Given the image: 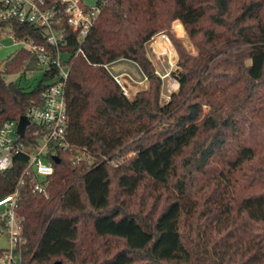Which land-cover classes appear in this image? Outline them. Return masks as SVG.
Listing matches in <instances>:
<instances>
[{
	"label": "trees",
	"instance_id": "16d2710c",
	"mask_svg": "<svg viewBox=\"0 0 264 264\" xmlns=\"http://www.w3.org/2000/svg\"><path fill=\"white\" fill-rule=\"evenodd\" d=\"M175 20L196 53L172 31ZM0 24L46 42L31 23ZM63 26L73 149L50 146L46 193L33 191L26 153L0 171V199L19 190L23 264H264V0H107L85 56L74 55L78 35ZM159 33L178 55L166 103L147 52ZM122 59L148 82L132 99L103 66ZM36 69L26 48L0 65V122L40 104L55 69L34 87L6 79ZM37 132L29 124L26 145Z\"/></svg>",
	"mask_w": 264,
	"mask_h": 264
},
{
	"label": "built area",
	"instance_id": "2783aa9c",
	"mask_svg": "<svg viewBox=\"0 0 264 264\" xmlns=\"http://www.w3.org/2000/svg\"><path fill=\"white\" fill-rule=\"evenodd\" d=\"M106 1L97 0L95 4L88 5L83 0H54L56 4L50 6L48 0H0V22L18 19L31 23L44 32L46 40L45 43H39L34 38H19L12 32L11 27H3L0 24V49L5 47L4 39L8 37L13 45L22 44V48L35 54L38 69L29 71L31 75L37 70L45 73L55 69L56 78L42 89L40 104L30 106L25 114L30 120L29 124L34 122L42 129V132L36 133V142L26 145L23 140L26 132L21 136L17 131L19 119L0 122V171L12 165L16 154L26 153L29 160L25 172L33 175L34 192L46 193L48 178L54 173V166L46 160L50 146L73 149L67 139L66 129V84L69 67L64 65L63 61L69 54L61 51V46L67 42L63 24L68 25L78 35L80 45L74 55L85 56L82 44L95 25ZM112 64L103 66L120 85L123 94L129 97L125 77L122 74H114L111 70ZM76 151L77 158L85 157L83 151ZM22 183L21 178L18 185ZM18 197L17 189L0 199V215L6 219V228L0 234L8 237V246L0 257V264H23V218L17 214Z\"/></svg>",
	"mask_w": 264,
	"mask_h": 264
},
{
	"label": "rangeland",
	"instance_id": "374dc122",
	"mask_svg": "<svg viewBox=\"0 0 264 264\" xmlns=\"http://www.w3.org/2000/svg\"><path fill=\"white\" fill-rule=\"evenodd\" d=\"M88 5H93L97 2V0H83ZM176 21V20H175ZM173 22L172 24V31L176 35L177 38H179L184 45V47L190 51L191 53H196V48L193 44V41L187 34V31L184 27V25L179 22ZM179 25L181 28H176L175 25ZM160 36H168L165 33H159L157 34ZM170 42V46L172 48V51L168 50V54L164 51L162 45L158 41V39L153 40L147 44V52L148 55H151V58L153 57V60L155 62L156 70L159 71V74L162 76L164 80V87H163V94H162V103H166L169 98L172 91H176L178 89V82L176 81L175 77L173 76V72H177L179 70V67L177 65L178 61V55L176 52V49L174 48L172 42L168 38ZM157 41V43H156ZM5 47L0 49V65L3 67L5 61L18 49L22 48V44L13 45L12 40L8 37L4 39ZM156 44V45H155ZM154 45V46H153ZM163 45L167 47L168 44H166L165 41H163ZM114 74H127L125 76V80L127 81V86L129 90V98H133L135 93L142 89L146 88L148 86V82L146 80V77L142 73L139 66L129 60H119L112 64V69ZM41 71H36L34 74H30L29 72L26 74H12L7 75L6 79L7 81H15V82H22L23 85H29L30 87H34L38 84L39 80L42 77ZM8 246V237L4 234H0V247L6 248Z\"/></svg>",
	"mask_w": 264,
	"mask_h": 264
},
{
	"label": "water",
	"instance_id": "95a60500",
	"mask_svg": "<svg viewBox=\"0 0 264 264\" xmlns=\"http://www.w3.org/2000/svg\"><path fill=\"white\" fill-rule=\"evenodd\" d=\"M29 123H30V120H29V118L26 115H22L19 118L17 131H18V133L21 136L25 135V132H26V129H27V126L29 125ZM53 159H54L55 162H59L60 161V158L58 156H54ZM53 264H61V263L57 261V262H54Z\"/></svg>",
	"mask_w": 264,
	"mask_h": 264
},
{
	"label": "bare ground",
	"instance_id": "6f19581e",
	"mask_svg": "<svg viewBox=\"0 0 264 264\" xmlns=\"http://www.w3.org/2000/svg\"><path fill=\"white\" fill-rule=\"evenodd\" d=\"M158 41L162 45V47H163L164 51L166 52V54H168V50L167 49H169V51H172V48L170 46V42H169V40H168V38L166 36H160L158 38ZM163 41H165L166 44H168L167 47L163 45Z\"/></svg>",
	"mask_w": 264,
	"mask_h": 264
},
{
	"label": "crops",
	"instance_id": "0c3cea01",
	"mask_svg": "<svg viewBox=\"0 0 264 264\" xmlns=\"http://www.w3.org/2000/svg\"><path fill=\"white\" fill-rule=\"evenodd\" d=\"M175 22H179L180 23V25H181V22L179 21V20H176ZM174 24V23H173ZM176 28H181L179 25H175V29ZM181 30H182V28H181ZM159 38V36L158 35H155L154 37H153V40H156V39H158ZM156 43H157V41H156ZM156 45V44H155ZM154 46V45H153ZM149 56H150V58H151V55L149 54ZM151 60L153 61V63H154V65H156L155 64V62H154V60H153V57L151 58ZM158 73H159V71L158 70H156ZM122 75L125 77L127 74H125V73H122ZM160 75V74H159ZM145 76V75H144ZM161 76V75H160ZM162 77V76H161Z\"/></svg>",
	"mask_w": 264,
	"mask_h": 264
}]
</instances>
